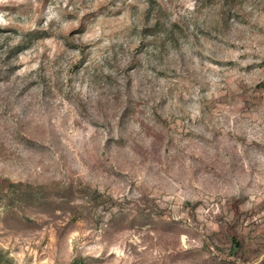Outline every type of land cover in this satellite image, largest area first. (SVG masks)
<instances>
[{"label":"rangeland","instance_id":"rangeland-1","mask_svg":"<svg viewBox=\"0 0 264 264\" xmlns=\"http://www.w3.org/2000/svg\"><path fill=\"white\" fill-rule=\"evenodd\" d=\"M246 3L222 27L223 0H0V180L23 190L0 192V264L264 263V0ZM158 20L183 32L160 62ZM44 74L49 97L21 92Z\"/></svg>","mask_w":264,"mask_h":264},{"label":"trees","instance_id":"trees-1","mask_svg":"<svg viewBox=\"0 0 264 264\" xmlns=\"http://www.w3.org/2000/svg\"><path fill=\"white\" fill-rule=\"evenodd\" d=\"M224 2V6L227 8L226 10H224V12H220L219 14V17L222 18L221 20L224 23V25L222 27H225L229 22H243L247 19V17L245 16V13L244 10H246V0H223ZM159 20L157 21V24L152 27V28H148V29H145L143 32L145 38H148V37H154L156 38V41H155V44H154V47L150 50L151 52V58L153 60H156L157 62H160V60H164L165 58V54L167 56L170 55V52H168V45L171 43V44H174V43H177L178 40H177V35L179 37H181V35H183V32H182V29H180L177 26L175 27H172V28H165V32L163 34L166 35V37H163L162 35L163 34H158L159 32H161L162 30V27H165V26H160L159 24ZM1 31V30H0ZM41 38V37H40ZM185 38H187V35L185 36ZM39 39V38H38ZM144 40L146 41L147 39H142V41L144 42ZM153 42V41H152ZM151 42V43H152ZM143 47H139L137 48L138 50H136V52H140L143 49H147L148 45H145L144 43L141 42V44ZM73 47V46H72ZM124 47H127V45L125 46H121L119 50L123 51V48ZM171 47H177V45H174ZM78 48V47H77ZM77 48H71L72 50H75ZM26 49L25 46L19 44V45H16V46H13L11 48H9L8 50V53H7V57L11 54H14V56L18 57V55L24 51ZM118 50V51H119ZM149 52V51H148ZM137 53H131V61L132 62V66L135 67V64H137ZM142 52H140L141 54ZM145 53V52H144ZM149 53V54H150ZM85 52H84V49L81 50V55H84ZM117 59V57H116ZM115 59V60H116ZM8 63V62H7ZM264 63V62H263ZM6 67H9L8 65H6ZM129 68L127 67V74L129 73ZM4 70V69H3ZM0 70V75H2V73H4L3 76H7V79H9V77H12L13 76V72L11 71V68L9 67L8 70ZM161 73V77L164 76L165 74L163 73V71L160 72ZM110 78V80H115L118 84H119V78H118V75L117 74H109L108 76ZM31 77H29L27 79L26 82H23L22 84V87L20 88L21 92L23 93H26V92H29L31 89H35L37 87H42L44 86L42 89H43V93L45 94V96L49 97L50 95V92H48V89H46L45 85H46V81H47V77L45 76V74L43 75L42 78H40V81H36V80H31L30 79ZM120 90H117L118 94L115 95V100L111 99L109 102H112L114 103V105H116L118 102L121 101L122 99V95H121V92L123 91L124 93V96H126V99H129L132 95L130 89H131V84L128 82H126L125 84H123L122 86H120ZM5 92H8V91H5ZM9 92H18V84H15L13 86L12 89L9 90ZM106 95H110V94H106ZM10 96L6 95L4 92H0V100L2 102H5L7 103L6 101L10 100ZM128 104L126 105H122V108H121V105H118L120 106L121 108V112H120V115L116 117L115 119V126H116V130L121 133L122 131H124L127 126H128V118L130 117V113H131V104L132 102H129V100H127ZM9 103V102H8ZM85 108V106H84ZM119 108V109H120ZM154 115H156V118L159 120L161 119L160 118V115L158 114V112L156 110H154ZM98 121V120H97ZM106 121V122H105ZM104 129L105 130H108V133L110 135V137L108 138L107 140V145L109 147L111 146H122L124 144V138L122 136H119L118 138H114V136L112 135L114 133V126L112 127V124H110L108 122L107 119H104ZM102 122V123H104ZM96 123V122H95ZM98 124V123H97ZM23 141H25V143L31 147H36V143L35 141L29 139V138H26L25 136H23ZM4 189H7V192H21L23 191L22 190V184H13L12 182H9L7 180H0V192ZM33 192H36V190H33ZM234 262L236 263V260H234Z\"/></svg>","mask_w":264,"mask_h":264},{"label":"built area","instance_id":"built-area-1","mask_svg":"<svg viewBox=\"0 0 264 264\" xmlns=\"http://www.w3.org/2000/svg\"><path fill=\"white\" fill-rule=\"evenodd\" d=\"M236 264H264L261 260L253 261V262H245L241 260H236Z\"/></svg>","mask_w":264,"mask_h":264}]
</instances>
